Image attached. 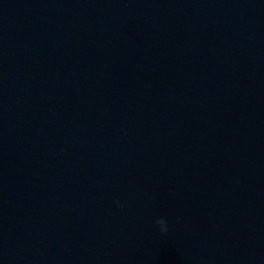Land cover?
Returning a JSON list of instances; mask_svg holds the SVG:
<instances>
[{"label":"water","instance_id":"1","mask_svg":"<svg viewBox=\"0 0 264 264\" xmlns=\"http://www.w3.org/2000/svg\"><path fill=\"white\" fill-rule=\"evenodd\" d=\"M0 264H264V0H0Z\"/></svg>","mask_w":264,"mask_h":264}]
</instances>
